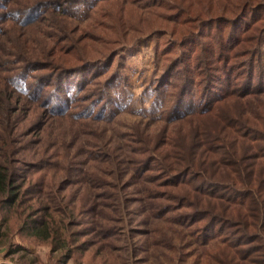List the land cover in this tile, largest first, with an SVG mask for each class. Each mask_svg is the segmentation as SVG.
<instances>
[{"label":"trees","instance_id":"1","mask_svg":"<svg viewBox=\"0 0 264 264\" xmlns=\"http://www.w3.org/2000/svg\"><path fill=\"white\" fill-rule=\"evenodd\" d=\"M150 39L162 70L134 111L161 123L123 136L132 213L185 231L205 263L264 264V0H0V225L57 251L40 264L120 233L102 214L118 195L95 169L111 174L115 157L89 141L76 165L51 128L132 109L126 54Z\"/></svg>","mask_w":264,"mask_h":264},{"label":"rangeland","instance_id":"2","mask_svg":"<svg viewBox=\"0 0 264 264\" xmlns=\"http://www.w3.org/2000/svg\"><path fill=\"white\" fill-rule=\"evenodd\" d=\"M138 38V37H136ZM135 38V39H136ZM162 70V58L155 53V40H148L134 54H126L125 74L129 78L128 89L132 93V109H124L115 115L111 123L96 122L89 130L82 129L79 121L64 119L52 125V134L59 135V142L64 143V147L78 159L77 164L83 161L82 149L79 145L96 143L115 157L114 163L108 165L111 174L103 172L102 165L95 169L110 180L106 188L114 191L118 198L115 202H120L118 208L103 209V222H109L120 226V233L112 240H107L102 249L76 252L65 264H224L220 261L207 262L206 255L200 249L195 248V244L190 243L189 235L178 228L173 229L169 221L148 218L146 213H132L135 205L142 206L137 184L122 186L126 179L118 178V171L126 168L125 163L118 166V160L127 159L130 155L129 147L124 146L123 136L129 132H135L136 126L147 127L148 131L154 133L158 129L160 121H150L147 112H135L142 108L148 109L153 100L154 85ZM146 124L148 126H146ZM77 130V133H76ZM75 152V153H74ZM129 175L125 171L124 176ZM123 176V177H124ZM120 183L121 187L115 188L113 185ZM132 196L134 202L127 204L124 198ZM95 202V201H94ZM112 217V218H111ZM154 225L159 226V232L153 231ZM7 229L0 225V264H40L47 263L57 251L51 249L47 244L34 240H24L20 235L8 236ZM159 235V236H156ZM166 237L168 243L157 244L156 238ZM189 256H186V255ZM245 264V263H241ZM250 264V263H249Z\"/></svg>","mask_w":264,"mask_h":264}]
</instances>
